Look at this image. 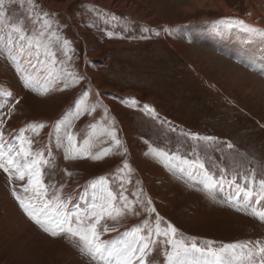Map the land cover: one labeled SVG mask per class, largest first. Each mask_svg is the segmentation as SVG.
<instances>
[{
	"label": "rangeland",
	"instance_id": "rangeland-1",
	"mask_svg": "<svg viewBox=\"0 0 264 264\" xmlns=\"http://www.w3.org/2000/svg\"><path fill=\"white\" fill-rule=\"evenodd\" d=\"M36 2L55 13L50 18L61 37L52 46L56 64L43 50V66L35 53L15 63L0 54V89L13 93L9 103L0 105V119L6 139L28 123L45 124L38 135L27 130L25 136L34 140L32 150L43 151L50 161L42 166L48 198L59 189L62 199L70 201V211H83L93 203L90 181L105 177L118 196L123 176L129 200H136L132 193L139 190L140 199L150 198L156 213L137 216L125 211L115 221L105 219L102 224L117 231L104 234L101 227L103 240H115L113 233L119 237V232L145 219L154 227L158 213L178 229V237H195L198 244L204 240L216 246L244 240L264 244V223L227 202L213 201L196 190L200 185L188 187L191 181L177 179L150 152L156 148L193 159L188 153L196 147L206 167L217 175L219 165L228 169L229 178L233 169L253 168L258 178H264V76L247 66L251 60L264 63V42L248 40L236 29L219 34L212 27L216 20L235 18L264 29V0ZM5 11L23 14L11 0ZM64 39L70 42L67 56ZM32 65L39 69L41 88L48 87L43 95L26 89L21 80V74H36ZM65 71L74 72L79 83L69 80L65 87ZM85 97L95 111L72 120L70 131L77 135L78 147L89 139L91 155L103 148L111 151L100 160L89 155L65 160L53 125L70 120ZM106 129L116 132L122 146L111 142ZM204 136L217 141L205 145L195 138ZM125 162L131 171L123 168ZM26 183L27 178L10 182L0 170V264H90L68 238L49 236L23 213L11 193L31 195L22 190ZM230 191L225 185L217 200H225ZM116 206L121 207L119 200ZM134 207L140 210L139 204ZM162 250H154V264H163Z\"/></svg>",
	"mask_w": 264,
	"mask_h": 264
},
{
	"label": "snow or ice",
	"instance_id": "snow-or-ice-1",
	"mask_svg": "<svg viewBox=\"0 0 264 264\" xmlns=\"http://www.w3.org/2000/svg\"><path fill=\"white\" fill-rule=\"evenodd\" d=\"M8 2L9 0H0V54H5L15 63L20 57L31 58L35 53L37 63L43 66L46 63L40 60L41 50H43V55L52 58L51 64L55 65V53L52 51V46L61 40L57 34L58 27L53 28L54 20L50 18L55 16V13L43 10L36 0H11L23 9V14L15 11L8 14L5 11V5ZM112 19L115 17L113 16ZM212 27L219 34L236 29L243 32L248 40L259 39L264 42V29L253 27L243 19L216 20ZM106 34L109 37L113 35L112 32ZM69 43L67 39L63 40L65 56L68 55ZM27 62L31 64V59ZM247 66L250 70L264 76V63L258 64L257 61L251 60ZM32 68L35 75L21 74L23 85L26 89L43 95L48 91V87L41 88L39 69L35 65H32ZM16 71L21 73L18 63ZM49 75H51V69ZM79 79L74 72L65 71L64 86L68 87L69 80L73 84L79 83ZM12 95L11 91L0 89V98H2L0 105L9 103L7 98ZM131 102L135 103L134 98ZM16 103L18 104L19 100ZM144 107L150 112L154 111L149 109L148 105ZM94 111L95 105H88L87 97H85L79 101L77 110L70 120L57 121L53 125L57 143L64 148L65 160H76L83 155H89L92 160H100L111 151L110 148H103L95 155H91L89 139L84 140V146L78 147V137L70 131L72 120L82 115H91ZM44 127L43 122L28 123L21 127L17 134L12 135L11 139H6L3 120L0 119V170L8 174L10 182L13 178L19 181L27 178V183L23 185L22 190L31 195L22 197L15 190L11 193L20 209L44 233L53 238H68L77 247L79 253L89 260L90 264L93 262L94 264H154L152 254L157 248L163 249L161 252L163 264H264V244L259 240H244L219 246H216V242L212 240H204L198 244L195 237H183L182 235L178 237V229L158 213L155 215L154 227L150 226L148 219H145L140 225L125 230L115 240L101 239L102 233L99 230L101 227L104 234L117 231L114 227L109 228L106 223L102 224V221L105 219L115 221L123 216L125 211L137 216L145 212L151 216L156 213L152 200L150 198L146 202L141 200L139 190L132 193L136 200H129L124 190V184L128 181L123 176L120 178L122 190L118 196L110 189L105 177L101 176L90 181L93 203L83 211H70V201L62 199L59 189L54 191L51 198H48V186L44 182L42 166L50 161L44 159L43 151L34 152L32 150L34 140L25 136L27 130L38 135ZM95 127L96 125L93 124V130ZM105 132L114 145L122 146L114 130L106 129ZM195 138L203 141L205 145L217 141V138L212 136ZM65 141L66 146H64ZM227 147L231 149L233 145L228 143ZM124 152H127L126 148ZM150 152L177 179L185 180L186 178L187 181H191L188 187L200 185L201 187L196 190L202 191L213 201L227 202L236 211H244L264 223V178H258L254 168L247 171L233 169L231 178H229L228 169L222 166L216 165L218 175L211 172L206 167L205 161L201 159L196 147L188 153L194 157L193 159L178 155L176 152L169 153L156 148L150 149ZM148 154L145 153V155ZM123 168L131 171L127 162L124 163ZM66 174L70 175L67 172ZM225 185L231 191L226 194L225 200L218 201L217 195L223 191ZM117 200L120 201L121 207L116 206ZM135 204L140 205L139 211L134 207ZM160 237L163 239H159ZM186 240L188 243H185ZM250 244H254L255 247H249Z\"/></svg>",
	"mask_w": 264,
	"mask_h": 264
},
{
	"label": "bare ground",
	"instance_id": "bare-ground-1",
	"mask_svg": "<svg viewBox=\"0 0 264 264\" xmlns=\"http://www.w3.org/2000/svg\"><path fill=\"white\" fill-rule=\"evenodd\" d=\"M93 1H96V0H93ZM115 4L118 6V7H122L120 4H118L117 2H115ZM108 8V7H107ZM73 24L75 25L76 29L79 31V28L76 26V22L73 21ZM78 25V24H77ZM81 32V31H79ZM4 206V205H3Z\"/></svg>",
	"mask_w": 264,
	"mask_h": 264
},
{
	"label": "crops",
	"instance_id": "crops-1",
	"mask_svg": "<svg viewBox=\"0 0 264 264\" xmlns=\"http://www.w3.org/2000/svg\"><path fill=\"white\" fill-rule=\"evenodd\" d=\"M137 223H138V222H137ZM137 223H136V224H137ZM121 233H123V231H122V232H119V236H120ZM111 236L113 237V239H117V238H118V235H116V234H114V233H113Z\"/></svg>",
	"mask_w": 264,
	"mask_h": 264
}]
</instances>
